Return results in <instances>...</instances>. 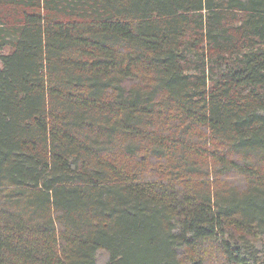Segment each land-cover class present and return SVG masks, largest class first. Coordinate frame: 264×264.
I'll use <instances>...</instances> for the list:
<instances>
[{"label": "trees", "instance_id": "16d2710c", "mask_svg": "<svg viewBox=\"0 0 264 264\" xmlns=\"http://www.w3.org/2000/svg\"><path fill=\"white\" fill-rule=\"evenodd\" d=\"M0 264H264V0H0Z\"/></svg>", "mask_w": 264, "mask_h": 264}, {"label": "rangeland", "instance_id": "374dc122", "mask_svg": "<svg viewBox=\"0 0 264 264\" xmlns=\"http://www.w3.org/2000/svg\"><path fill=\"white\" fill-rule=\"evenodd\" d=\"M232 177H229V180H231ZM106 253L104 254V252H101L99 255L100 260L101 259H105Z\"/></svg>", "mask_w": 264, "mask_h": 264}]
</instances>
